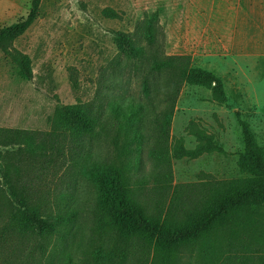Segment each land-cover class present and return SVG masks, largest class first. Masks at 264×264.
Segmentation results:
<instances>
[{
	"label": "rangeland",
	"instance_id": "rangeland-1",
	"mask_svg": "<svg viewBox=\"0 0 264 264\" xmlns=\"http://www.w3.org/2000/svg\"><path fill=\"white\" fill-rule=\"evenodd\" d=\"M30 8L31 0H0V28L25 18ZM105 8L119 17H106ZM152 17L158 20L159 49L167 55H190L193 65L222 79L227 95V102L219 104L210 90L184 85L171 122L170 151L177 143L195 148L198 141L191 129H197L212 135L226 153L171 157L164 179L159 175L162 166L148 156L146 129L142 142L128 147L130 157L141 161L140 171L132 168L130 177L146 212L162 215L167 208H158V200L165 196L167 205L176 185H185L187 194L206 181L242 177L237 164L244 151L241 121L264 147V0H42L35 22L11 46L12 53L29 57L32 79L20 78L15 62L0 50V129L33 133L38 141H46L35 172L42 179L37 190L53 203L77 211L64 241H56L54 264H64L68 254L81 257L88 244L96 204L94 164L120 165L125 159L123 133L105 134L101 127L84 139L83 148L72 152L66 143L64 153L58 154L51 134L55 110L78 102L105 107V91L106 102L121 96L145 102L133 66L138 60L132 58L126 66V55L116 41L120 33H136L140 40L143 30L138 26ZM141 43L147 46L145 39ZM122 67L123 73L111 80L115 87L105 89V77ZM147 113L152 116L150 110ZM21 153L17 145L0 147V177L7 158ZM251 217L262 222L264 208ZM249 223L253 226L252 220ZM184 256L185 264H195L191 253Z\"/></svg>",
	"mask_w": 264,
	"mask_h": 264
},
{
	"label": "trees",
	"instance_id": "trees-1",
	"mask_svg": "<svg viewBox=\"0 0 264 264\" xmlns=\"http://www.w3.org/2000/svg\"><path fill=\"white\" fill-rule=\"evenodd\" d=\"M41 1L31 0L25 18L0 28V50L15 62L23 80L32 79L30 59L12 53L11 46L35 22ZM104 13L108 18L119 17L111 8H105ZM157 21L152 17L138 26L147 46L136 33H120L116 41L118 50L126 55V66H131L130 59L138 60L133 66L145 102L124 96L106 102L105 91V107L78 102L55 110L51 134L58 154L64 153L66 143L72 152L83 148L84 139L98 127L105 128V134L108 130L123 133L125 140V159L120 165L105 162L92 167L96 204L91 236L81 257L68 254L64 264H185L186 252L194 256L195 264H264V220L257 222L251 217L254 210L264 208V147L247 122L241 121L244 151L237 162L242 177L206 181L187 194L185 185H176L167 205L165 196L159 198L158 208L167 209L158 216L146 212L138 187L132 185L131 170L139 172L141 161L130 157L132 149L128 147L141 143L146 129L148 156L162 166L159 175L164 179L171 157L195 159L204 153H226L212 135L197 129H191L198 141L195 148L177 143L170 151L171 122L184 85L210 90L219 104L227 102V95L222 79L193 65L190 55H167L159 49ZM123 68L105 77V89L115 87L111 80L117 79ZM12 145L22 153L7 158L1 170L0 264H54L56 241H64L77 211L53 203L37 190L42 179L35 172L46 141H38L33 133L1 128L0 147ZM132 257L135 263L130 261Z\"/></svg>",
	"mask_w": 264,
	"mask_h": 264
}]
</instances>
